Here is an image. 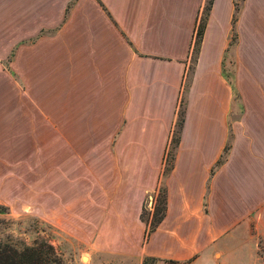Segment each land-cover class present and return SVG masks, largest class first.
<instances>
[{
  "label": "crops",
  "instance_id": "0c3cea01",
  "mask_svg": "<svg viewBox=\"0 0 264 264\" xmlns=\"http://www.w3.org/2000/svg\"><path fill=\"white\" fill-rule=\"evenodd\" d=\"M204 3L0 0V51L5 7L38 24L26 121L46 132L45 175L51 179L52 156L59 163L46 214L93 251L130 264L144 256L244 264L256 254L264 236V0H243L236 11L233 0H213L193 58ZM233 12L236 42L227 51ZM230 52L234 88L223 71ZM55 73L59 109L36 110ZM181 99L183 123L163 175ZM161 181L166 213L147 234L140 214Z\"/></svg>",
  "mask_w": 264,
  "mask_h": 264
},
{
  "label": "rangeland",
  "instance_id": "374dc122",
  "mask_svg": "<svg viewBox=\"0 0 264 264\" xmlns=\"http://www.w3.org/2000/svg\"><path fill=\"white\" fill-rule=\"evenodd\" d=\"M237 2L238 8L243 0H233ZM205 5H203L199 20L205 17ZM17 6V5H16ZM6 16L1 24L3 45L0 51V241L11 243L18 247L26 244L23 240H14L11 236L3 235L6 228L13 225V221L6 219L10 209L5 206L16 200V207L21 202H31L41 210L38 218L23 216L20 226L27 225L24 228L25 234L29 237L32 244L35 242H45L53 247L54 256L57 264H130L128 260L122 257H116L106 252L93 251L91 244L77 240L73 235L63 230L49 215L46 214L44 207L45 193H49L50 182L54 192L59 189V174L55 172L54 167L59 165L58 161L54 162L52 156L51 179L45 175V156L49 153L48 139L45 137L46 132L42 130L41 124H27L28 111L31 110L32 100L29 99V83L27 73V58L30 45L35 42L34 32L38 24L34 20L21 17L20 19L12 18V11H7ZM233 15L236 16L235 12ZM22 16V15H20ZM199 23V24H200ZM235 25V22H234ZM233 29L230 37V45L227 51L234 50L236 42V31ZM52 33V30H46ZM45 30L38 35H44ZM47 33V32H46ZM9 47L3 50L6 44ZM1 46V45H0ZM195 53L192 51V57ZM229 58L223 62V71L232 84L234 79L235 62L233 53L230 52ZM192 61V60H191ZM192 62L190 63L191 67ZM56 74V73H55ZM53 74L50 89L46 90V102L37 99L33 105L36 110L41 106L49 109H59L60 102V82L58 73ZM3 75V76H2ZM183 99V97H182ZM182 99L177 112L174 131L171 134L175 141L179 136L181 112L183 110ZM233 106H237L233 103ZM19 111L20 117L12 121L11 113ZM58 134V131H53ZM172 143L167 153L168 165L171 163ZM54 155V153H53ZM58 160V159H57ZM169 167V166H168ZM51 180V181H50ZM153 202L148 201L144 206L145 217L150 219L148 212L153 210ZM253 233V230H251ZM258 235L256 232L253 233ZM264 236L258 235L256 238V254L244 259V264H263L260 246H264ZM263 253V251H262Z\"/></svg>",
  "mask_w": 264,
  "mask_h": 264
},
{
  "label": "trees",
  "instance_id": "16d2710c",
  "mask_svg": "<svg viewBox=\"0 0 264 264\" xmlns=\"http://www.w3.org/2000/svg\"><path fill=\"white\" fill-rule=\"evenodd\" d=\"M213 0H206L205 5V17L202 18L201 23L198 22L196 30H195V36H194V47L193 52L196 54L203 31L205 28L207 15L209 13L211 4ZM234 9L235 11L238 9L237 2H234ZM201 20V18H200ZM199 20V21H200ZM235 22V15L232 17V27ZM200 23V24H199ZM233 29V28H232ZM183 106V105H182ZM183 116H184V110L181 112V119H180V130L183 123ZM179 130V133H180ZM174 131V129H173ZM173 133V132H172ZM179 136H177L176 140H173V137L171 136V140L169 143V147L172 143V154H171V163L167 166V153L169 150V147L167 148L166 154H165V164H164V170L163 175L167 174L172 166V161L174 158V150L177 146ZM226 150V149H225ZM221 160L218 161L220 163ZM217 163V164H218ZM166 207H167V190L165 185L160 183L155 195L153 196V210L151 212H148L150 215V219L145 217V210L144 206L142 208L140 217L145 223L148 225L147 228V234L152 232L156 226L162 221L165 213H166ZM264 244V242H263ZM261 254H259L263 260L264 264V246H260ZM263 251V253H262ZM162 259L153 257V256H144L142 260V264H159ZM173 262V260H164ZM0 264H57L56 257L54 256L53 247L50 244H47L45 242H35L29 245H25L23 247L15 246L8 242L0 241Z\"/></svg>",
  "mask_w": 264,
  "mask_h": 264
},
{
  "label": "clouds",
  "instance_id": "9594fccd",
  "mask_svg": "<svg viewBox=\"0 0 264 264\" xmlns=\"http://www.w3.org/2000/svg\"><path fill=\"white\" fill-rule=\"evenodd\" d=\"M5 206L10 209L6 219L12 220L13 225L10 228L4 229L3 235L11 236L14 240H23L26 244L31 246L32 242L24 232V228H26L27 225L25 224L21 227L20 221L23 216L38 218L41 214V210L31 202H21L19 207H16V200Z\"/></svg>",
  "mask_w": 264,
  "mask_h": 264
}]
</instances>
